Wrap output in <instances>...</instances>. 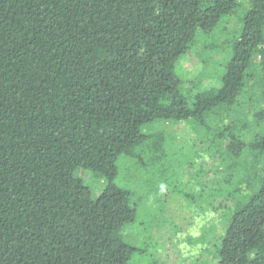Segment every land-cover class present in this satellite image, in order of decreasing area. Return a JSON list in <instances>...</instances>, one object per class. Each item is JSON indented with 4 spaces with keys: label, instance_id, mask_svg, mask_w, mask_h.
<instances>
[{
    "label": "trees",
    "instance_id": "16d2710c",
    "mask_svg": "<svg viewBox=\"0 0 264 264\" xmlns=\"http://www.w3.org/2000/svg\"><path fill=\"white\" fill-rule=\"evenodd\" d=\"M219 29L216 82L185 80ZM156 121L206 127L204 264H264V0H0V264H130L118 162L158 155Z\"/></svg>",
    "mask_w": 264,
    "mask_h": 264
},
{
    "label": "rangeland",
    "instance_id": "374dc122",
    "mask_svg": "<svg viewBox=\"0 0 264 264\" xmlns=\"http://www.w3.org/2000/svg\"><path fill=\"white\" fill-rule=\"evenodd\" d=\"M241 26L237 17L228 23L232 34L239 33ZM220 30L212 38L200 40L197 49L192 50L194 53L182 58L178 72L185 80L196 81L205 64L210 74L201 84L216 82L218 65L225 63L223 54L218 52L223 49L217 40ZM166 129L170 135L160 144L158 155L148 146L144 153L140 148L136 155L122 157L118 162L116 183L128 191L130 205L136 211L135 221L125 226L121 237L137 252H143L139 256L136 252L130 264L214 262L217 256L213 246L207 243L209 251H203L201 243L208 240L211 223L216 224L222 213L211 212V189L205 180L216 162L209 160L210 149L204 141L206 127L198 121L169 125L156 121L145 126L144 132ZM90 181L98 195L105 180L92 174Z\"/></svg>",
    "mask_w": 264,
    "mask_h": 264
}]
</instances>
